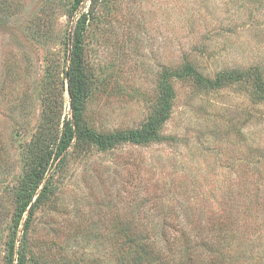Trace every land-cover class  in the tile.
<instances>
[{"label":"rangeland","instance_id":"rangeland-1","mask_svg":"<svg viewBox=\"0 0 264 264\" xmlns=\"http://www.w3.org/2000/svg\"><path fill=\"white\" fill-rule=\"evenodd\" d=\"M72 3L0 0V264H19L21 250L24 264H119L117 226H190L230 206L249 231L231 251L257 264L264 185L255 195L237 184L264 179V102L253 79L215 87L165 73L186 61L211 79L264 72V0H85L86 126L104 135L145 128L166 85L170 116L160 141L103 149L74 139L19 215V190L72 115ZM231 186L253 197L252 211L223 203Z\"/></svg>","mask_w":264,"mask_h":264},{"label":"trees","instance_id":"trees-1","mask_svg":"<svg viewBox=\"0 0 264 264\" xmlns=\"http://www.w3.org/2000/svg\"><path fill=\"white\" fill-rule=\"evenodd\" d=\"M84 4L85 0H73L70 9V17L75 18L68 38L67 81L71 96L72 115L64 120L62 129L53 139L54 146L44 151L41 160L34 164L30 175L19 190L17 197L19 215H22L26 210L43 180L50 172L52 173L55 160L63 158L74 139L93 141L103 149L114 147L121 141L137 144L160 141L162 140L161 128L170 116L175 92L171 85H166V88H163L161 107L145 128L122 130L104 135L86 126L83 114L88 97V83L84 56L89 12L84 9ZM170 70L171 68H167L165 73L169 75L167 77H195L204 83L211 82L215 87H223L229 82L244 81L246 77L250 76L254 82L253 97L255 102H264V72L257 68L255 71L249 69L224 70L214 79L203 76L190 61ZM251 175L248 176L251 178ZM237 184H239V188L246 187V185L249 188L252 187L250 190L256 195L260 186L264 185V179L260 177L248 180L247 175H240ZM257 186L256 193L253 187ZM234 189L231 186L227 192L223 191L221 195L223 203L241 204L244 210H239L243 213L252 211L250 209L256 206L253 197L246 194V199H242L245 191L239 190L237 191L239 194H237ZM234 214V206H230L229 209L225 208L222 213L210 212L205 215V219L201 217L202 221L195 222V224L190 223V226L187 222L181 225L163 223L158 226L141 224L117 226L115 228L117 239H113L115 246L112 249V258L120 260L119 264H245L246 259L240 258L231 250H234L236 246V239L248 235V223L241 224V221L245 220L244 215L241 219H233ZM22 252L21 250L19 264H24ZM257 264H264V257Z\"/></svg>","mask_w":264,"mask_h":264}]
</instances>
